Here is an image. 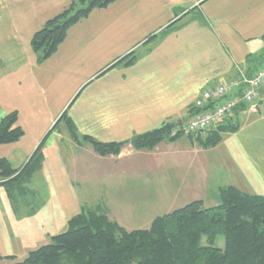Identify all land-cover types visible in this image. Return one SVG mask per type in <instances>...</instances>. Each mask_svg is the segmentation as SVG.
<instances>
[{
  "label": "rangeland",
  "instance_id": "rangeland-1",
  "mask_svg": "<svg viewBox=\"0 0 264 264\" xmlns=\"http://www.w3.org/2000/svg\"><path fill=\"white\" fill-rule=\"evenodd\" d=\"M73 1L78 7V0H0V118L16 111V125L24 131L18 141L0 144V157L18 168L44 139L41 150L45 159L44 170L28 185L37 200L27 208H36L33 214L26 215L20 202L14 210L0 188V200L10 204L5 210L7 224L0 210V264L23 260L30 251L64 232L68 220L86 208L98 206L110 220L130 231L146 229L156 216L195 199L203 200L205 206L217 205V185L227 183L226 178L235 179L224 173L219 161L224 154L243 168L245 157L253 159V172L238 175L243 180L240 184L264 196V143L257 137L251 139L259 134L254 128L258 123L249 125L252 115L245 114L238 130L224 132L213 147H204L196 136L182 135L144 152L128 146L126 150L131 152L118 159L99 156L87 145H73L67 134L58 133L65 130L62 122L51 130L65 110L69 114V105L89 80L63 105L72 90L114 57L132 51L140 39L143 43V37L159 26L171 5L208 9L210 19L218 17L216 27L239 66H259L264 61V0H198L194 4V0H114L105 7H94L68 29L67 38L55 52L37 59L31 48L33 34ZM76 36H96L94 49L102 55L83 54L68 45L66 41ZM200 135L201 139L207 136L206 132ZM149 155L159 159L157 171L150 170ZM119 165L125 166L119 170ZM201 183L202 193L197 188ZM215 244L223 245L222 236Z\"/></svg>",
  "mask_w": 264,
  "mask_h": 264
},
{
  "label": "trees",
  "instance_id": "trees-1",
  "mask_svg": "<svg viewBox=\"0 0 264 264\" xmlns=\"http://www.w3.org/2000/svg\"><path fill=\"white\" fill-rule=\"evenodd\" d=\"M112 1L78 0V7L73 1L60 14L47 20L31 38V48L37 59L47 58L55 52L65 40L68 29L87 17L94 7H105ZM189 14V20L202 18L198 6H194L160 32L147 35L144 44L183 26L189 20L178 22ZM138 44L126 55L112 59L95 76L99 77L114 67L132 65L139 56L136 52ZM263 64L264 61L257 67L249 66L248 76ZM16 120V111L0 118V144L16 142L24 135ZM60 122L65 130L58 133L67 134L77 147L89 146L99 156L118 155L127 146L137 151L151 150L163 141L172 142L182 136L173 134L178 125L165 122L122 141L104 142L79 133L68 109L59 116L51 130ZM238 127V122L228 121L206 131L204 139L200 134L196 138L204 147H213L220 142L224 132L236 131ZM43 141L18 168L0 157V188L6 192L14 210L15 204L24 205L26 215L33 214L36 209L27 210L37 201L33 198L34 189L28 185L43 166ZM217 198L219 203L214 206H205L201 199L192 200L156 216L148 228L130 231L110 220L98 206L86 208L68 220L64 232L52 236L49 243L30 251L23 260L13 264H264V196L228 185L219 188ZM218 236H222L223 245L215 244Z\"/></svg>",
  "mask_w": 264,
  "mask_h": 264
},
{
  "label": "crops",
  "instance_id": "crops-1",
  "mask_svg": "<svg viewBox=\"0 0 264 264\" xmlns=\"http://www.w3.org/2000/svg\"><path fill=\"white\" fill-rule=\"evenodd\" d=\"M197 1L194 0L193 4ZM190 6L192 5L170 6L169 11L159 22V26L143 37V43H140L141 39L139 40V56L132 65L114 67L99 77L95 76L98 71L92 72L72 90L63 105L71 99L85 80H89L79 90L69 107V115L79 133L88 134L104 142L122 141L165 122L178 125L179 122L193 114L192 104L202 89L238 79L242 75L248 77L249 66L246 68L239 66L238 61L229 51V47L226 46L223 34L221 35L216 27L215 21L218 17L212 18L211 16L210 19L208 9L203 7L198 6L202 18L189 20L191 17L189 14L178 23L189 20L183 26L171 29L164 36L156 38L147 45L144 44L147 35L160 32L167 27L166 24L169 25L173 20L175 21L188 12ZM95 37L76 36L72 41L66 42L83 54L99 53V50L94 49ZM256 103L258 106L256 112L237 109L229 121L238 122L239 125L245 114L252 115V118H249V125L253 126L258 123L254 128L255 130L256 127L258 128L259 134L251 136V139L257 137L259 142L264 143V114L261 113V105L264 104V87L259 89ZM246 139L250 137L247 136ZM126 149L129 148L125 147V150L123 149L122 153L116 156H108L113 159L122 158L131 152ZM231 157L229 154H224L219 161L224 173L235 176V179L226 178L227 183L220 182L217 189L232 185L244 192L254 194V191L249 190L244 183L240 184L243 180L238 176L245 177V174L253 172L255 166L252 163L253 159L249 156L245 157L243 168ZM149 159L150 170L157 171L161 165L159 159H152L150 155ZM44 162L45 159L39 173L44 170ZM124 166L119 165L117 169L121 170ZM200 174V176L204 174L202 166ZM189 184L192 183L189 182ZM202 185L203 183L197 187L201 193ZM0 198H2L1 194ZM8 202L2 203L0 200V210L4 214L2 215L6 224L8 218L5 210L6 205H10Z\"/></svg>",
  "mask_w": 264,
  "mask_h": 264
},
{
  "label": "built area",
  "instance_id": "built-area-1",
  "mask_svg": "<svg viewBox=\"0 0 264 264\" xmlns=\"http://www.w3.org/2000/svg\"><path fill=\"white\" fill-rule=\"evenodd\" d=\"M264 87V64L251 76L202 89L192 104L193 114L182 121L173 134L198 135L230 120L240 108L257 111L259 89Z\"/></svg>",
  "mask_w": 264,
  "mask_h": 264
},
{
  "label": "water",
  "instance_id": "water-1",
  "mask_svg": "<svg viewBox=\"0 0 264 264\" xmlns=\"http://www.w3.org/2000/svg\"><path fill=\"white\" fill-rule=\"evenodd\" d=\"M181 124V122L178 123V126Z\"/></svg>",
  "mask_w": 264,
  "mask_h": 264
}]
</instances>
